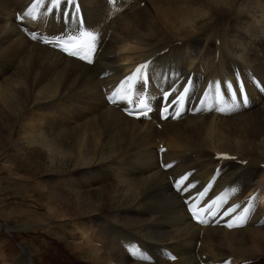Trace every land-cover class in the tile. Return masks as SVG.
<instances>
[{
    "label": "bare ground",
    "instance_id": "1",
    "mask_svg": "<svg viewBox=\"0 0 264 264\" xmlns=\"http://www.w3.org/2000/svg\"><path fill=\"white\" fill-rule=\"evenodd\" d=\"M80 1L85 28L97 36L91 64L29 40L13 19L26 0H0V189L11 185L47 207L48 227L64 223L62 247L78 254L77 264L226 257L232 258L226 264H264V205L252 207L243 228L197 227L166 180L190 174L186 181L198 187L217 163L213 155L228 152L246 163L223 161L214 192L226 188L229 202L256 188L264 192V95L250 93L245 109L184 116L158 129L106 105L99 89L148 55L159 84L192 70L193 91L197 83L227 77L230 63L252 68L264 82V0ZM33 15L22 22L61 27L51 19L44 24L37 8ZM155 93L150 85L147 98L158 100ZM162 145V160L171 165L165 171L156 166ZM24 213L0 210V216ZM23 222L16 226L26 231L42 224ZM10 227L4 228L12 237ZM7 240L0 229V264H36L22 242L14 248ZM163 249L176 259L166 261Z\"/></svg>",
    "mask_w": 264,
    "mask_h": 264
},
{
    "label": "snow or ice",
    "instance_id": "2",
    "mask_svg": "<svg viewBox=\"0 0 264 264\" xmlns=\"http://www.w3.org/2000/svg\"><path fill=\"white\" fill-rule=\"evenodd\" d=\"M44 0H36L35 4L32 5L22 16L18 17V19L23 20L24 17H31L32 19H36V16L33 15V12L35 11L36 7L38 5H43ZM62 4H68L71 5L72 11H65L63 13L64 17L71 22H78L83 23L80 20V8L77 4V0H51V7L48 9L49 11H53L55 9H58L62 6ZM33 38H36L35 33L32 34ZM83 37L90 38L91 43L88 40H84ZM97 40V36L91 32H85L80 31L76 35L68 34L65 37H58L57 38V46L61 47V49L66 52L67 54L78 57L82 60H86L87 62L91 63V55L94 52V43ZM45 43H51L52 41L46 40ZM147 67V65H139L132 75L125 78V80H122L120 84L116 87V89L109 95L108 99L111 102H116L117 100H129V97L127 94L120 95L121 91L127 88V92H131L132 89V82L139 79L144 80L145 77L141 75L142 71ZM210 87L214 88L216 91V97L219 99L221 98V84L220 82H216L213 85H210ZM225 88L228 92H231L232 90V84L227 83L225 85ZM188 92V88L186 87L184 89V93L181 94L180 97H178L176 100L172 101L173 104H178L183 99V96ZM239 94L243 95V85L241 84L239 87ZM165 98H167L170 93H165ZM207 95V94H206ZM237 93H232V99H236ZM130 103H136L137 108H147L148 105L145 101H131ZM244 103H247L246 96L243 99ZM219 111H224V108H219ZM129 114H133L131 111ZM141 114H145L146 112H142ZM179 115V113H177ZM163 150V149H162ZM164 167H171V165H164ZM190 175V174H188ZM188 175L179 177L175 182V187L177 191L181 192H187L189 189L194 188V184H187L185 185V181L188 179ZM209 191V187H206L203 191L198 192L196 196L189 198V210L192 211L193 217L198 219L200 223H206V219H201L200 214L206 213L209 217H216L217 215H221V218L223 216H230L231 219L227 222V227L232 228L234 226H242L244 223H246L247 220V214L250 212L251 207H245L243 209V212L239 215L232 216V213L236 211L237 208H239V205H234L226 210H224L222 213H220V208L223 207V204L226 203V201L222 200L223 193L216 196L215 199L209 201L207 204L201 205V201L204 199V197L207 196V193ZM220 202L219 206H217V202ZM172 259H175V257H172Z\"/></svg>",
    "mask_w": 264,
    "mask_h": 264
},
{
    "label": "rangeland",
    "instance_id": "3",
    "mask_svg": "<svg viewBox=\"0 0 264 264\" xmlns=\"http://www.w3.org/2000/svg\"><path fill=\"white\" fill-rule=\"evenodd\" d=\"M233 21L235 22L237 20ZM236 58L237 57H235V59ZM210 114L211 113L204 115ZM0 165L4 166L5 163L1 161ZM3 185L4 183L0 182V188L3 187ZM10 186H8L9 188L0 189V199L2 200V202L0 203V210L6 209L7 211L20 209L22 211H25V213L19 215V217H15L12 214V216H7L5 214H2L0 216L1 221L5 222V226H15V228L10 227L12 237L7 233L6 229L4 228L5 226L2 225L0 227L3 237L8 238L6 242L9 245H12L14 248H19L18 244L22 242L23 246H25L30 251V257L33 258L36 264H77L76 261L78 258L76 256L78 254L74 252L73 254H71L67 251V249L65 250L62 247L63 245L61 242H63V240L61 237L60 229L61 231L66 230L65 228H63L64 223H61L59 226H57V224H53L55 228L48 227L47 225L49 224L45 218L47 216V207H43L42 204L36 202L35 198V201H33V198L29 199L28 196H23L21 192L14 193V188H11ZM261 202H264L263 196L261 197ZM26 212H31L32 217L28 219L26 216ZM23 220H29L33 223L42 222V224L39 227H35V229H31V231L21 230L16 225H21ZM78 231L79 233H81V230ZM40 244H42V246ZM60 252L63 253L61 256L59 255Z\"/></svg>",
    "mask_w": 264,
    "mask_h": 264
}]
</instances>
